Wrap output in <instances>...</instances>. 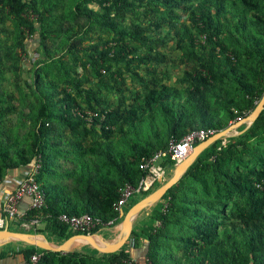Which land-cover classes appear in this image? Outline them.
<instances>
[{
    "label": "trees",
    "instance_id": "16d2710c",
    "mask_svg": "<svg viewBox=\"0 0 264 264\" xmlns=\"http://www.w3.org/2000/svg\"><path fill=\"white\" fill-rule=\"evenodd\" d=\"M174 51L184 68L171 84ZM263 96L264 0H0V182L40 164L45 206L26 220L51 243L80 234L64 214L120 225L114 204L145 176L143 159L192 131L226 129ZM238 131L142 211L119 252L14 242L10 253L41 254L38 264H264V110Z\"/></svg>",
    "mask_w": 264,
    "mask_h": 264
},
{
    "label": "built area",
    "instance_id": "2783aa9c",
    "mask_svg": "<svg viewBox=\"0 0 264 264\" xmlns=\"http://www.w3.org/2000/svg\"><path fill=\"white\" fill-rule=\"evenodd\" d=\"M91 116L95 113H89ZM92 121V117L89 118ZM242 119H239V121ZM238 121V122H239ZM236 124V123H233ZM231 125V124H230ZM218 132L214 129H201L192 131L185 135L181 140H171L167 151H159L152 157L143 159L140 165L141 171L145 176L140 180L137 186L126 184L119 190V199L114 204V211L120 213L129 204L131 198L136 194H141L152 190L156 184H164L166 181L167 158H171L175 162L174 166L184 162L193 152L197 144L206 141ZM227 141H223L222 145L226 146ZM40 164L35 168L21 172L13 179L14 189L8 193L3 201L2 210L0 211V230L9 229L11 225L25 230L28 233L32 231L37 233L41 227L39 220H26V215L31 210H37L45 206V194L41 185L36 180ZM3 182H0V186ZM256 188L264 191V181L257 182ZM28 199L29 203L25 209L21 206ZM60 221L67 224L73 231L80 234L93 235L92 232L98 227H114L117 219L110 222H104L101 219L94 218L89 214L69 216L64 214L60 216ZM10 230V229H9ZM42 255L34 254L29 261L24 264H38ZM139 260H126L123 264H138Z\"/></svg>",
    "mask_w": 264,
    "mask_h": 264
},
{
    "label": "water",
    "instance_id": "95a60500",
    "mask_svg": "<svg viewBox=\"0 0 264 264\" xmlns=\"http://www.w3.org/2000/svg\"><path fill=\"white\" fill-rule=\"evenodd\" d=\"M263 110H264V96L262 100L259 102L256 109L250 115L243 118L236 124H231L226 129L218 132L216 135L198 144L194 148L192 154L184 162H182L181 164L175 167V173L168 182H166L155 192L148 195L142 201H140L135 206H133L127 213H125V211H122L120 217L123 218V221L120 225L123 226V231L121 232V234L118 236L117 239H115L113 242L110 243L101 237L103 241L108 242V245L104 247L99 246L96 242H94V240H92L91 243L84 245H89L98 252L105 254H113L119 252L130 241L133 233L134 223L144 209L148 207H152L159 200H161L164 197V195L168 192V190L171 189L182 178V176L186 173L188 168L198 159V157L206 149H208L210 146H212L215 142L219 140L235 136L233 133L236 131V129H238L243 125H246V129L250 128ZM0 236L3 238H7L6 243H10L13 241L23 242L25 244L37 247L45 251L61 252V253H66L71 251L77 244H79V242H77L78 239L81 238L92 239L97 236L100 237L99 235L75 234L64 243L58 245L49 242L44 236L41 235L32 234L28 232H15L9 229L0 230ZM38 238H43L44 242L39 241Z\"/></svg>",
    "mask_w": 264,
    "mask_h": 264
},
{
    "label": "rangeland",
    "instance_id": "374dc122",
    "mask_svg": "<svg viewBox=\"0 0 264 264\" xmlns=\"http://www.w3.org/2000/svg\"><path fill=\"white\" fill-rule=\"evenodd\" d=\"M13 28V26H12V24L11 23H8V29H12ZM36 43H32V44H34L33 45V47H31V52H30V56H29V58H27L26 60H24L25 61V64H26V70H25V73L23 74V76L25 77V78H30L31 77V75L28 73V69H30L31 68V66H32V62H34V60H37L38 58H39V54L38 53H36L37 52V42H38V39L36 38ZM177 54H179L178 52H173V61L174 62H171V64L169 65V70L171 71V73H172V79H171V84H175L176 82H177V78L179 77V76H181L182 75V71H183V68H184V66H180L179 65V61H178V55ZM26 57H24V59H25ZM30 58L32 59V60H30ZM32 61V62H31ZM80 72H82L81 71V69H80ZM128 86H129V88L130 89H132V90H138L139 89V86H138V84H136V83H134L130 78H129V80H128ZM12 90H14L15 91V89L12 87ZM15 93L17 94V92L15 91ZM18 95V94H17ZM112 101H117V98L116 97H113V99H112ZM16 104H18V103H16ZM13 118H14V120L12 121L13 123L15 122V121H17L16 119H15V116H13ZM235 133V132H234ZM224 140H226V138H224L223 139V141ZM175 172V169L174 168H167L166 169V181L164 182V184L166 183V182H168V180H170L171 179V177L173 176V173ZM159 185H161V184H156L153 188H152V190H150V191H148V193H144V194H141V195H134L132 198H131V200H130V203H129V205H132L131 206V208L133 207V206H135L137 203H139L140 201H142L144 198H146L148 195H150V194H152L154 191H156L157 190V188L159 187ZM129 205H127L125 208H124V210L125 211H128V208H129ZM130 208V209H131ZM152 207H148V208H146V209H144L145 211H149V212H151V209ZM129 209V210H130ZM120 220H123V218H121ZM119 227V226H118ZM118 227L115 229V230H113V229H111L110 227L108 228V227H105V228H102L101 229V231L100 232H98V233H94V235H99L100 237H102L103 239H105V240H107L108 242H113L115 239H117L118 238V233H116V231H117V229H118ZM10 230H12V231H15V232H17L18 231V229L14 226V225H11L10 226V228H9ZM32 233H35V232H33L32 231ZM113 237H114V239H113ZM92 242V241H91ZM90 242V243H91ZM13 244H14V241L12 242ZM8 244V243H7ZM14 247L15 248H18V249H16V250H19V248L21 247H19L18 245H14ZM5 255H7V254H4V256Z\"/></svg>",
    "mask_w": 264,
    "mask_h": 264
},
{
    "label": "crops",
    "instance_id": "0c3cea01",
    "mask_svg": "<svg viewBox=\"0 0 264 264\" xmlns=\"http://www.w3.org/2000/svg\"><path fill=\"white\" fill-rule=\"evenodd\" d=\"M239 129H240V127L238 129H236L235 133H233V134L234 135H236L238 133L240 134L241 132L238 131ZM167 168H172V167L169 166ZM174 173H173V175H174ZM19 174L20 173L9 175L1 184V186H0V211L2 210L3 201H4V198L6 196V193H8L14 189V187H13L14 177L18 176ZM28 203H29V200L26 199L25 202L22 204L21 208L25 209L27 207ZM17 229H19V228H17ZM17 232H22V231L18 230ZM10 244H12V242H10L8 244L6 242H0V264H24V258L21 255L13 256L10 253L14 249V246H10ZM14 245L15 246L18 245L20 247L19 244H14ZM16 249H18V248H16ZM4 254H8V255L4 256Z\"/></svg>",
    "mask_w": 264,
    "mask_h": 264
},
{
    "label": "bare ground",
    "instance_id": "6f19581e",
    "mask_svg": "<svg viewBox=\"0 0 264 264\" xmlns=\"http://www.w3.org/2000/svg\"><path fill=\"white\" fill-rule=\"evenodd\" d=\"M123 231V226L122 225H119L116 233H118V235L121 234V232ZM39 241H42L44 242V239L43 238H38ZM92 240H94V242H96L99 246H107L108 245V242H105L101 239V237H94V238H81L80 240H78L77 242H79V244H89ZM7 241V238H3L0 236V242H6Z\"/></svg>",
    "mask_w": 264,
    "mask_h": 264
},
{
    "label": "clouds",
    "instance_id": "9594fccd",
    "mask_svg": "<svg viewBox=\"0 0 264 264\" xmlns=\"http://www.w3.org/2000/svg\"><path fill=\"white\" fill-rule=\"evenodd\" d=\"M237 135H239V133H238V134H236L235 136H237ZM226 139H227V138H226ZM222 140H223V139H222ZM168 181H169V180H168ZM162 185H164V184H162ZM162 185H161V186H162ZM161 186H160V187H161ZM160 187H159V188H160ZM159 188H158V189H159ZM118 226H119V225H118Z\"/></svg>",
    "mask_w": 264,
    "mask_h": 264
}]
</instances>
